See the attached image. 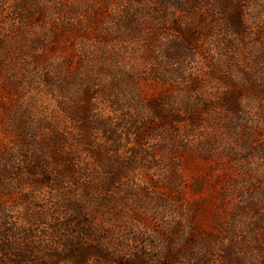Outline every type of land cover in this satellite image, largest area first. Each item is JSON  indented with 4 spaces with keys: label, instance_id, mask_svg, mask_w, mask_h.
Listing matches in <instances>:
<instances>
[{
    "label": "rangeland",
    "instance_id": "rangeland-1",
    "mask_svg": "<svg viewBox=\"0 0 264 264\" xmlns=\"http://www.w3.org/2000/svg\"><path fill=\"white\" fill-rule=\"evenodd\" d=\"M145 1L127 12L112 3L108 16L101 0H0V216L20 224L35 212L52 216L56 193L34 185L42 180L34 161L58 152L54 136L75 134L69 116L91 102L90 121L108 119L117 135L129 134L128 116L135 112L151 124L145 151L125 145L119 154L131 160L136 152L138 170L127 175L132 196L115 203L105 193L88 207L91 220L106 228L85 245L87 264H140L141 257L173 253L197 264L213 242L237 247L246 263L264 264V113L258 107L264 82L257 88L262 96L242 98L236 120L213 114L224 87L213 55L181 56V76L167 57L178 55L174 24L197 21H177L175 0L162 7ZM257 5L264 9V0ZM135 11L138 18L124 20V13ZM248 13L259 12L249 7ZM254 21L261 19L248 23ZM102 63L106 71L99 70ZM117 66L124 72L118 74ZM180 101L196 111L209 104V114L194 128L185 113L172 139L163 111ZM170 171L176 180L168 179ZM179 222L181 230L169 236L168 225ZM33 226L49 231L42 223Z\"/></svg>",
    "mask_w": 264,
    "mask_h": 264
},
{
    "label": "trees",
    "instance_id": "trees-1",
    "mask_svg": "<svg viewBox=\"0 0 264 264\" xmlns=\"http://www.w3.org/2000/svg\"><path fill=\"white\" fill-rule=\"evenodd\" d=\"M101 1L103 7L108 8V16L111 14L112 3L120 5L124 8V12L136 6L139 8L146 5L145 0ZM175 1L176 9L181 13L180 16L175 17L177 21L197 22L192 26L187 22L174 24L180 38L175 44L178 55H167L168 60L174 62L173 65L176 67L174 71L181 76L184 72L180 62L181 56L183 59H189L194 57L195 53L200 54L201 51L212 54L215 58L213 66L216 70L220 69L222 75L220 83L224 86L223 94L218 98L216 106H212L215 110L213 114L225 117L229 121L236 120L239 113H242L241 101L246 94L253 92L262 96L257 89L260 82H264V69H262L264 9H258L260 6L257 5L261 0ZM155 2L157 3L154 4L160 7L169 4V0ZM249 7L255 8L259 13L250 15ZM139 14L138 11L133 15L124 13V20L138 18ZM251 18L261 21L248 23ZM205 26L208 27L204 29ZM52 34L54 37L60 36L58 32ZM97 38L107 41L106 36L97 35ZM200 44L205 46L201 47ZM91 66L93 67L92 64ZM107 67L106 63H102L99 70L101 71L102 68L106 71ZM115 70L118 74L124 72L122 66H117ZM172 87L170 86L169 92L175 98L180 97L179 89L175 90L176 87ZM228 89L230 91H227ZM86 94L91 97L93 94L91 88H87ZM180 102V107H168L163 111L165 123L173 135L172 139L180 134L178 125L182 122L185 113L192 117L190 120L194 128L202 121L200 116L209 114L207 113L209 104L200 106L205 108L196 111L195 105ZM258 107L260 112L264 113V105ZM92 110L93 104L89 102L85 109L82 107L79 110L78 114L70 115L69 118L72 119L70 124L72 130H76L75 134L56 133L54 143L59 145L58 152L52 151L50 157L41 155L35 159L36 162L34 161L42 173V180L34 181V185L47 187L56 193L52 216L35 212L22 217L21 224L14 222L7 215L0 216V264H65L72 261L74 264H87L91 255L85 245L93 241V235L100 234L106 228L103 222L96 225L94 220H91L89 205L92 201L102 200L105 193L115 198V203L117 199L132 196V177L127 175L138 170L135 161L136 152H133L134 158L131 160H123L119 154L125 145L144 148L145 151L144 141L150 134L151 123L135 112L128 116L132 121V125L128 127L129 134L117 135L114 123L108 119L90 121L88 113ZM172 178L176 180L177 175L170 171L168 179ZM166 200L171 207V200ZM41 223L48 227L49 231L40 232L34 229L33 225L37 226ZM168 227L170 236L178 234L182 226L179 222ZM207 249L208 254L201 255L196 260L197 264H214L215 259L221 264H250L246 263L245 255L237 252L238 248L235 246L219 248L213 242ZM179 254L173 253L168 258L141 257L140 261L142 259L144 261L140 264H180L182 261H187L189 264L190 260L180 257ZM234 256L237 260L233 258ZM136 260L139 262V258Z\"/></svg>",
    "mask_w": 264,
    "mask_h": 264
}]
</instances>
